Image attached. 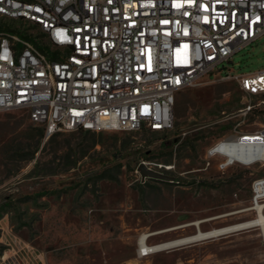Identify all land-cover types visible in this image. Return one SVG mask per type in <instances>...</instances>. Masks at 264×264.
<instances>
[{"label":"rangeland","instance_id":"374dc122","mask_svg":"<svg viewBox=\"0 0 264 264\" xmlns=\"http://www.w3.org/2000/svg\"><path fill=\"white\" fill-rule=\"evenodd\" d=\"M0 22L32 28L19 20ZM224 65L234 74L264 70V36ZM248 105L255 109L244 114ZM263 127L264 94L249 95L233 79L180 91L174 128L161 132L47 135L24 110L0 112V249L2 240L16 236L33 245L44 264H264L258 226L138 256L144 233L196 220L208 230L258 215L251 198L264 163L220 170L225 158L210 150L223 138ZM145 163L171 179L143 178L139 167ZM196 229L179 227L149 243Z\"/></svg>","mask_w":264,"mask_h":264},{"label":"built area","instance_id":"2783aa9c","mask_svg":"<svg viewBox=\"0 0 264 264\" xmlns=\"http://www.w3.org/2000/svg\"><path fill=\"white\" fill-rule=\"evenodd\" d=\"M0 19L32 27L0 30V112L24 110L47 135L171 130L178 93L203 82L233 79L264 94V70L224 65L264 36V0H0ZM254 133L264 141V127ZM223 157L220 170L242 164ZM260 203L264 177L253 183L251 208ZM2 243L0 264L45 263L21 238Z\"/></svg>","mask_w":264,"mask_h":264},{"label":"bare ground","instance_id":"6f19581e","mask_svg":"<svg viewBox=\"0 0 264 264\" xmlns=\"http://www.w3.org/2000/svg\"><path fill=\"white\" fill-rule=\"evenodd\" d=\"M247 135L249 136L246 141L242 143V136ZM261 136H264V133H260ZM257 133H246L241 136H237L234 139H228L225 143L217 146L215 149L211 150L214 151H221L222 155L226 157V163H231L232 161H239L242 164H253L256 162L264 163V141H260ZM264 204H259L257 206L258 215L255 218L229 224L223 227H215L212 229L205 230L201 227V224L204 220H196L190 223H186L179 227H187V226H196V231L190 235H186L183 237H179L176 239H171L164 241L162 243H158L152 245L149 243V238L151 236L167 232L170 230L177 229L179 227H173L166 230H160L157 232L152 233H144L139 239V258H145L146 256L162 252L165 250H170L173 248L185 246L188 244L205 241L212 238H218L221 236L230 235L232 233H236L243 229L251 228L254 226H258L261 229L263 241H264ZM248 209H244L241 211H236L234 213L247 211Z\"/></svg>","mask_w":264,"mask_h":264},{"label":"water","instance_id":"95a60500","mask_svg":"<svg viewBox=\"0 0 264 264\" xmlns=\"http://www.w3.org/2000/svg\"><path fill=\"white\" fill-rule=\"evenodd\" d=\"M139 170L143 178L150 177V178H156V179H162V180L171 179L170 176L160 171L148 168L146 164H141L139 167Z\"/></svg>","mask_w":264,"mask_h":264},{"label":"trees","instance_id":"16d2710c","mask_svg":"<svg viewBox=\"0 0 264 264\" xmlns=\"http://www.w3.org/2000/svg\"><path fill=\"white\" fill-rule=\"evenodd\" d=\"M21 22L23 23V20H21ZM11 25H6L5 23H1L0 22V30L2 29V27H4V29H6V30H11V27H10ZM42 49H46L44 46H42ZM145 130H149V131H152V130H150V129H147V128H144ZM75 131H78L79 133H81V134H84V135H92V136H96L97 134V132H94V131H90V130H85V129H83V128H80V129H78V130H75ZM156 132V131H155ZM153 179H156V178H153ZM158 180V179H157Z\"/></svg>","mask_w":264,"mask_h":264},{"label":"snow or ice","instance_id":"6c2138e0","mask_svg":"<svg viewBox=\"0 0 264 264\" xmlns=\"http://www.w3.org/2000/svg\"><path fill=\"white\" fill-rule=\"evenodd\" d=\"M245 139H248V138H245Z\"/></svg>","mask_w":264,"mask_h":264}]
</instances>
